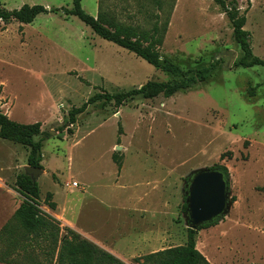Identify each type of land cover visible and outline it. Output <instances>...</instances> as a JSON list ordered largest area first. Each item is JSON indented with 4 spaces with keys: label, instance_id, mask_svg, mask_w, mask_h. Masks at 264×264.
Returning a JSON list of instances; mask_svg holds the SVG:
<instances>
[{
    "label": "rangeland",
    "instance_id": "rangeland-1",
    "mask_svg": "<svg viewBox=\"0 0 264 264\" xmlns=\"http://www.w3.org/2000/svg\"><path fill=\"white\" fill-rule=\"evenodd\" d=\"M160 1L162 9L153 0H83L82 7L94 18L103 13L111 23L156 35L163 58L185 69L219 62L208 84L120 108L100 102L71 125L70 112L97 94L170 77L77 17L42 14L30 25L0 22V111L16 123L42 125L40 208L62 233L69 228L125 264H143L187 243L189 180L223 166L231 210L198 232L197 248L211 264H264V67L235 66L242 52L214 0ZM25 5L70 10L73 0H0V10ZM239 6L253 52L264 60V0ZM29 154L0 138V232L18 226L13 218L24 198L14 205L6 188L26 173Z\"/></svg>",
    "mask_w": 264,
    "mask_h": 264
},
{
    "label": "trees",
    "instance_id": "trees-1",
    "mask_svg": "<svg viewBox=\"0 0 264 264\" xmlns=\"http://www.w3.org/2000/svg\"><path fill=\"white\" fill-rule=\"evenodd\" d=\"M83 0H73L72 9H47L43 6L25 5L19 10H0V22L11 24L18 22L30 25L42 14H64L77 17L101 39L135 54L138 58L163 71L170 77L167 82L150 81L139 89L115 94L100 93L90 98L80 108L70 112V124L77 123V117L85 114L92 105L114 103L118 108L138 97L154 100L160 96L170 99L179 93H186L196 87L208 84L220 70V63L207 66L183 68L169 58H163L157 49L160 44L150 32L139 27L111 23L103 17V13L94 18L87 14L82 7ZM159 9L163 2L153 0ZM227 15L233 30L236 43L242 56L236 62L237 68L250 69L264 67V60L255 56L251 35L245 30L247 17L240 13L239 0H214ZM155 34L158 30L155 29ZM254 96V95H252ZM69 133L73 134L69 129ZM46 133L41 124H19L12 121L0 111V138L30 149L28 166L44 170L43 148ZM121 170V166H119ZM211 170L224 175L230 187V174L226 167H216ZM14 190L24 201L16 211L12 224H7L0 232V246H7V250H0V262L5 264H125L115 255L100 248L96 244L84 239L75 231L65 228L62 233L61 223L45 213L40 208V186L38 181L24 173L18 175ZM187 191V187H186ZM188 195L185 196L184 211L188 214ZM235 201V199H233ZM50 207L55 210L56 204ZM222 218L201 226L197 230L188 229L187 243L183 246L169 248L144 257L143 264H211L197 248L198 232L217 225ZM41 257L44 259L40 260ZM138 259L137 262H140Z\"/></svg>",
    "mask_w": 264,
    "mask_h": 264
},
{
    "label": "water",
    "instance_id": "water-1",
    "mask_svg": "<svg viewBox=\"0 0 264 264\" xmlns=\"http://www.w3.org/2000/svg\"><path fill=\"white\" fill-rule=\"evenodd\" d=\"M25 171L36 181L44 173V170L28 165ZM187 195L189 229L197 230L230 213L231 188L218 171L204 169L193 173L187 185Z\"/></svg>",
    "mask_w": 264,
    "mask_h": 264
},
{
    "label": "crops",
    "instance_id": "crops-1",
    "mask_svg": "<svg viewBox=\"0 0 264 264\" xmlns=\"http://www.w3.org/2000/svg\"><path fill=\"white\" fill-rule=\"evenodd\" d=\"M6 189H8V191L9 192H11V196H9V198H13V200H14V205H17V203H18V199H17V196L19 197V196H21L20 194H18L13 188H9V187H7ZM14 194V195H13ZM22 197V196H21ZM93 241V243H95V244H97V242L96 241H94V240H92Z\"/></svg>",
    "mask_w": 264,
    "mask_h": 264
},
{
    "label": "built area",
    "instance_id": "built-area-1",
    "mask_svg": "<svg viewBox=\"0 0 264 264\" xmlns=\"http://www.w3.org/2000/svg\"><path fill=\"white\" fill-rule=\"evenodd\" d=\"M78 186H79L78 183H75V184H74V187H75V188H78Z\"/></svg>",
    "mask_w": 264,
    "mask_h": 264
}]
</instances>
